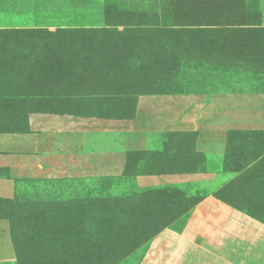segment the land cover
I'll return each instance as SVG.
<instances>
[{"label":"rangeland","instance_id":"obj_1","mask_svg":"<svg viewBox=\"0 0 264 264\" xmlns=\"http://www.w3.org/2000/svg\"><path fill=\"white\" fill-rule=\"evenodd\" d=\"M237 5L65 0L59 26L0 30L6 94L107 128L132 124L149 142L119 175L25 179L11 204L22 262L3 238L15 255L0 264H149L211 194L264 222V18ZM202 120L227 124L225 149L199 150L198 131L185 129ZM238 120L250 126L228 128ZM172 133L161 156L135 154L163 150Z\"/></svg>","mask_w":264,"mask_h":264},{"label":"crops","instance_id":"obj_2","mask_svg":"<svg viewBox=\"0 0 264 264\" xmlns=\"http://www.w3.org/2000/svg\"><path fill=\"white\" fill-rule=\"evenodd\" d=\"M229 1L264 18V0ZM11 5L3 10L0 4V29L56 27L65 11V0H14ZM40 105L48 103H27L14 91L0 90V199L14 196L19 179L119 175L126 153L149 145L132 124L115 127L112 122L107 128L93 119ZM226 125L202 120L185 130L198 131L200 151L217 152L225 149ZM231 126L250 123L238 120ZM3 238L11 240L10 223L0 217V261L13 259L15 253ZM149 264H264V222L211 194L197 205L182 230H169L160 237Z\"/></svg>","mask_w":264,"mask_h":264},{"label":"trees","instance_id":"obj_3","mask_svg":"<svg viewBox=\"0 0 264 264\" xmlns=\"http://www.w3.org/2000/svg\"><path fill=\"white\" fill-rule=\"evenodd\" d=\"M0 81L3 82L4 80H1L0 79ZM8 81L9 80H7V81L5 80V82H8ZM190 134H192V132L189 133V135ZM174 135H176V134L175 133H172L171 135H169V138L167 139V141H165L164 148L161 151H139V152H137L135 154H139L140 155L139 156L140 160L151 159V161H152V159H154L156 157H159V156H161L164 153V151L168 148V145H170V140L169 139L172 136H174ZM194 140L196 141V138H194ZM193 150H195V149H193ZM132 153H134V152H129L128 155H130ZM197 154H199V153H197ZM128 160L129 159L127 158V164H128ZM172 173H175V172L172 171ZM159 174L161 175V174H165V173H161V172L160 173H155V172H153L152 175H159ZM24 180L25 179H21V180L19 179V180H17L16 191H17V188L22 184V182L25 183ZM30 181L31 180H28V183ZM16 191H15V194H16ZM15 194H14V196H15ZM14 196L12 198H1L0 199V217H1V219H6V220H8L10 222V234H11V239H12L13 245L16 248L17 262L18 263H21L22 262V257H21V253L19 251L20 243H21L20 242L21 241V238H20L19 235L17 236V233L15 231V225L13 224L14 223V217H15V215H13L11 213V208H12V205L11 204L14 201ZM129 200H133V198L132 199L129 198ZM134 200H136V199H134ZM126 203H128V200L126 201Z\"/></svg>","mask_w":264,"mask_h":264}]
</instances>
